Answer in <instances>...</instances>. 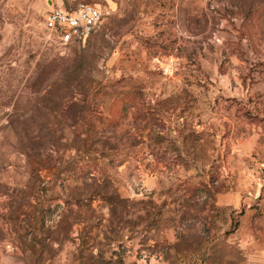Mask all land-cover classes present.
Wrapping results in <instances>:
<instances>
[{
	"label": "rangeland",
	"instance_id": "1",
	"mask_svg": "<svg viewBox=\"0 0 264 264\" xmlns=\"http://www.w3.org/2000/svg\"><path fill=\"white\" fill-rule=\"evenodd\" d=\"M60 1L0 0V264H264V0Z\"/></svg>",
	"mask_w": 264,
	"mask_h": 264
},
{
	"label": "built area",
	"instance_id": "2",
	"mask_svg": "<svg viewBox=\"0 0 264 264\" xmlns=\"http://www.w3.org/2000/svg\"><path fill=\"white\" fill-rule=\"evenodd\" d=\"M107 0H71L52 3L42 12L49 34L63 44L81 42L104 17Z\"/></svg>",
	"mask_w": 264,
	"mask_h": 264
}]
</instances>
